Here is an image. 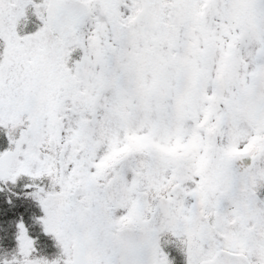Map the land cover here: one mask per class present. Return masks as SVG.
<instances>
[{
	"label": "snow or ice",
	"instance_id": "snow-or-ice-1",
	"mask_svg": "<svg viewBox=\"0 0 264 264\" xmlns=\"http://www.w3.org/2000/svg\"><path fill=\"white\" fill-rule=\"evenodd\" d=\"M0 264H264V0H0Z\"/></svg>",
	"mask_w": 264,
	"mask_h": 264
},
{
	"label": "trees",
	"instance_id": "trees-1",
	"mask_svg": "<svg viewBox=\"0 0 264 264\" xmlns=\"http://www.w3.org/2000/svg\"><path fill=\"white\" fill-rule=\"evenodd\" d=\"M26 219H27V217H26Z\"/></svg>",
	"mask_w": 264,
	"mask_h": 264
},
{
	"label": "rangeland",
	"instance_id": "rangeland-1",
	"mask_svg": "<svg viewBox=\"0 0 264 264\" xmlns=\"http://www.w3.org/2000/svg\"><path fill=\"white\" fill-rule=\"evenodd\" d=\"M43 239V238H42Z\"/></svg>",
	"mask_w": 264,
	"mask_h": 264
}]
</instances>
